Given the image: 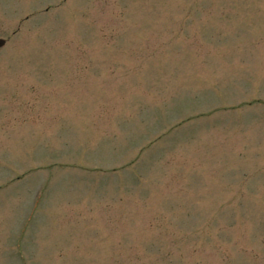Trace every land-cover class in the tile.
<instances>
[{"label":"rangeland","instance_id":"rangeland-1","mask_svg":"<svg viewBox=\"0 0 264 264\" xmlns=\"http://www.w3.org/2000/svg\"><path fill=\"white\" fill-rule=\"evenodd\" d=\"M0 264H264V0H0Z\"/></svg>","mask_w":264,"mask_h":264},{"label":"water","instance_id":"water-1","mask_svg":"<svg viewBox=\"0 0 264 264\" xmlns=\"http://www.w3.org/2000/svg\"><path fill=\"white\" fill-rule=\"evenodd\" d=\"M4 44H5V40H4V39H0V48H1L2 46H4Z\"/></svg>","mask_w":264,"mask_h":264}]
</instances>
